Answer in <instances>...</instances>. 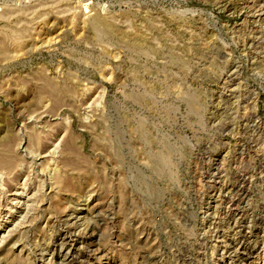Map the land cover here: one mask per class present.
<instances>
[{
    "label": "rangeland",
    "instance_id": "1",
    "mask_svg": "<svg viewBox=\"0 0 264 264\" xmlns=\"http://www.w3.org/2000/svg\"><path fill=\"white\" fill-rule=\"evenodd\" d=\"M0 160V264H264V0H0Z\"/></svg>",
    "mask_w": 264,
    "mask_h": 264
},
{
    "label": "bare ground",
    "instance_id": "2",
    "mask_svg": "<svg viewBox=\"0 0 264 264\" xmlns=\"http://www.w3.org/2000/svg\"><path fill=\"white\" fill-rule=\"evenodd\" d=\"M7 13V12H6ZM45 74V73H44ZM36 137V136H35ZM1 161V160H0ZM11 162V161H10Z\"/></svg>",
    "mask_w": 264,
    "mask_h": 264
}]
</instances>
